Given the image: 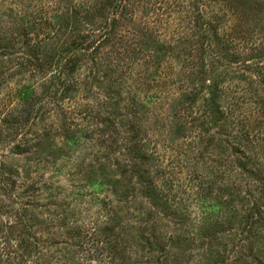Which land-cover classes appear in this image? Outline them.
Returning a JSON list of instances; mask_svg holds the SVG:
<instances>
[{
  "label": "rangeland",
  "instance_id": "obj_1",
  "mask_svg": "<svg viewBox=\"0 0 264 264\" xmlns=\"http://www.w3.org/2000/svg\"><path fill=\"white\" fill-rule=\"evenodd\" d=\"M156 1L157 7L167 6L168 9L169 0L168 4ZM179 1L184 2L182 6L191 2L193 15L198 19L191 17L187 23L175 18L168 23L171 32H161L157 41L150 39L147 49L156 48L165 60L169 53L162 45L171 40L172 29L178 30L181 36L188 35L177 48L178 51L186 46L187 50H194L193 59L187 58L190 64L185 73L179 75L183 80L181 88L178 77L171 81L153 76L154 73L143 67L124 75L119 71L120 66L109 67L102 58L95 64L87 58L75 74L78 85L75 98H61L60 91L54 93V101L50 99L41 109L36 107L37 117L24 120L21 125L14 124L20 127L18 134L0 139V175L9 189L6 193L0 186V196L13 209L18 207L19 201L30 199L33 207L29 210L42 222L50 216H62L63 211L73 212L65 205L68 200L97 201L89 212L83 211L78 217L64 220V228H58L54 237L58 242L53 245L56 255L82 251L83 244L81 247L73 228L81 226L82 220L87 222L98 209L99 201L104 200L121 208L119 224L116 222L120 227L113 233L118 236L126 229L130 231L129 236L124 237L127 243L119 239L113 264H264V223L254 228L263 233L257 234L253 249L249 248V240H242L247 235L242 232L243 218L251 199H260L258 185L264 183L262 175H256L255 167L256 161L264 164V129L256 127L249 136L236 131L232 118L225 120L226 124L203 118L208 99L215 102L210 105L215 111L216 104L222 103L221 94L212 82H220L224 88L239 85L242 87L240 97H254L264 106V0ZM177 2L169 5L178 15L182 9L175 6ZM134 14L126 16L134 19L128 25L131 27L134 23L141 27ZM106 15L108 17V13ZM163 16L168 17V14ZM126 17L122 19L124 23ZM86 19L89 23L96 20L93 15ZM94 23L98 25L97 20ZM80 25L76 26L74 34L85 30ZM166 26L167 23L162 27ZM193 34L209 47L202 59L197 54V38L194 39ZM214 49L223 54L219 59L214 56ZM16 62L14 58L9 61L0 55V84L4 82L0 98L5 103V108L0 109L2 126L9 106L19 103L6 99L9 87L23 83L39 89L37 84L44 82L48 92L54 91V86H46L51 81L49 72L43 74L35 69L33 72L32 66ZM172 62L178 69L179 63ZM192 65L197 71L193 87L187 84ZM109 82H114L110 89L106 88ZM120 88L121 95L117 92ZM129 90H136L142 98L145 111L141 110L139 116L146 113L150 118L149 121L134 120L132 132L126 135L138 136L136 141L141 148L136 153L139 157L126 153L128 143L107 153L83 137L87 117L72 116V111L78 109L87 112L88 120L99 112L110 114L111 119L123 124L124 131H128L130 122L126 121L125 101ZM167 90L170 92L162 96L167 97L161 101L163 107L154 109L150 96ZM105 100L110 104L104 105ZM22 133L25 134L21 136ZM252 135H256L255 142ZM22 139L25 144H21ZM244 139L251 140V146H246ZM16 143L24 150L17 152ZM138 174L145 179H139ZM130 206L136 209L129 210ZM142 213L145 219L151 217L152 221L142 222L139 219ZM9 215L2 213L0 227ZM30 223L39 227L37 222Z\"/></svg>",
  "mask_w": 264,
  "mask_h": 264
},
{
  "label": "trees",
  "instance_id": "obj_2",
  "mask_svg": "<svg viewBox=\"0 0 264 264\" xmlns=\"http://www.w3.org/2000/svg\"><path fill=\"white\" fill-rule=\"evenodd\" d=\"M161 2L168 4V0H161ZM175 2H177L175 6L182 9V13H178V15L169 5ZM183 3L179 0H169L167 9V6L157 7L156 0H0V55L9 58V61L14 58L17 60L16 63L22 66L26 64L32 66L33 72L34 69L43 74L49 72L51 81L46 86H49V84L50 87L54 86L53 93L45 89L44 82L43 85L37 84L41 92L37 91L39 89L36 86L31 87L23 83H18L16 87H9L6 99L8 102L19 101V103L16 106L11 104L4 113L3 126L0 125V139L13 138L12 135L18 134L17 128L20 127H16V125H21L24 120L27 122V119L37 117L36 107L39 106V109H41L44 105H47L50 99L53 100L54 93L57 94L60 91L61 98H75L78 91L75 74L80 69L82 61L87 58L91 63H95L97 59L102 58L109 67L120 66L121 70L119 71L124 75H130L132 70L135 71L137 68L140 69L141 67L142 69L143 67L148 69L150 73H154L153 76H162L171 79V81L174 80V77H178L179 88H181L183 80L179 75L185 73L188 64H190L188 56L193 59L192 51L194 50L189 51L186 46L178 51L177 48L179 49L180 42L186 40L188 35L184 37V34H182L181 36L178 30L172 29L171 40L164 41L162 45L169 53V57L165 60L161 59L159 53H157L159 50L156 48L147 49V42L150 39L156 40L161 36V32H171L168 23H171L175 18L187 23L192 20L191 17L198 19V17H195L196 15H193L191 2L185 3V6H182ZM140 9L143 11H139ZM106 13H108V17ZM130 13H135L134 15L139 17V19L137 17V23H140L141 27L134 23L131 27L128 25L134 20L132 18L127 19L126 16ZM164 13H167L168 17H164ZM89 15L96 18L98 25H94L96 20L93 23L87 21L86 18ZM150 16L153 20L149 21ZM125 17L126 22L124 23L122 19ZM155 21L158 22V25L155 24ZM81 23L85 24L86 27H82ZM166 23L167 26L162 27ZM79 25L80 28L85 30L74 34L76 26ZM202 36L207 38L206 35ZM193 37L194 39L197 38L195 41L199 52L197 54H200L199 57L202 59L209 47L204 46L206 43L201 42V37L198 38L195 34H193ZM209 46L211 48L212 45ZM219 52L221 51L215 49L213 51L217 59L223 55ZM225 59V62L229 61L226 57ZM172 60L176 64L179 63L178 69L174 67ZM194 68L190 69L187 77L189 80L187 84H191L192 87L195 86L193 83L197 74ZM114 72L116 71L114 70ZM219 83L212 82L217 93L221 94L222 99L220 100L222 103L216 104L215 111L214 107L210 106L215 102H212L213 99L211 98V100L208 99L205 102L209 106H205L204 120L226 124L225 120L232 118L234 119L233 126H235L236 131L249 136L250 131L256 127L260 130L264 129L263 103L259 99H254V97L246 99L240 97L241 95H238V93L242 90V87L239 85H230L231 87L224 88ZM3 84L4 82L0 84V87ZM113 85L114 82H109L106 88L110 89ZM186 89L185 87L184 90L186 91ZM117 92L120 93L121 88ZM169 92L167 90L164 93L162 91L149 95L153 98L151 103L154 109L163 107L161 101H165L167 97L162 96ZM108 99H110V96ZM104 102L106 106L108 103L110 104V101L105 100ZM125 104L128 113L126 121L130 122L128 131H124L123 124H118L115 119H111L108 116L110 114L103 115L99 112L94 115L93 119L88 120L87 112L78 109L72 111V116L73 118H75L74 115L87 117L83 128V137L90 139L96 146H100L105 151L107 150V153L115 150V147L116 149L121 148L122 144L126 147V143H128L126 153L129 152L133 157H139V153H136L141 148L140 143L136 141L138 136L126 137V135L133 129L134 120L141 118L139 120L141 122L144 118L145 121H149V114L141 113V116H139L141 110L145 111V106L136 90H129ZM2 108H5V103L0 98V109ZM216 112L219 114L217 118H215ZM68 123L71 124L70 121ZM103 124L105 126H102ZM116 126H118V129ZM220 126L221 128L225 127V125ZM24 134L22 133L21 136ZM251 138L254 142L256 141V135H252ZM240 139L243 138L240 137ZM244 140L247 143L246 146H251V140ZM21 144H25L23 139ZM262 144L264 148V139H262ZM14 147L17 152L19 149L24 150V147H21L18 143ZM256 157H258L257 154ZM255 163L257 164L255 166L256 175L259 177L262 175L261 179H263L264 164L258 161ZM138 175L139 179H145L143 175ZM0 184L1 189L9 193L2 175H0ZM258 190L261 195L257 197L261 199L263 204H261L260 199L253 197L246 216L243 218L242 232L247 235L242 240H249V248L251 249H253L256 242L257 234L263 233L260 229L254 228L256 225L264 223V183L258 185ZM15 198L18 199L19 197L15 196ZM66 200L68 199L64 201ZM71 200L77 204H73L68 200L65 205L73 212L63 211L61 212L62 216H50L39 222L36 220L37 216L29 210L30 207H33V202L30 199L19 201L18 207L13 209L12 206L6 203L4 197L0 196V216L2 213L10 214L8 218L4 219L0 227V264H113V261L117 258L116 249L119 239L127 243L124 237H128L130 231L126 229L122 235L118 236L113 233L116 228L120 227L117 223L120 219L121 208L104 200L99 201L98 209L92 213V216L90 215L87 222L82 220L81 226H74L75 233L70 231V233L76 234L81 247L83 244L82 251H69L65 255H56L53 245L58 243L54 241L58 228H64L62 224L63 222L65 224L66 219L78 217L83 211L89 212L93 203L97 202L95 199L87 201L74 198ZM129 208V210L136 209L132 206ZM69 214L72 216H69ZM132 217L135 218L136 215H132ZM139 219L144 223L152 221L151 217L145 219L143 213ZM30 221L37 222L39 227H35ZM245 226H247V229H245Z\"/></svg>",
  "mask_w": 264,
  "mask_h": 264
}]
</instances>
